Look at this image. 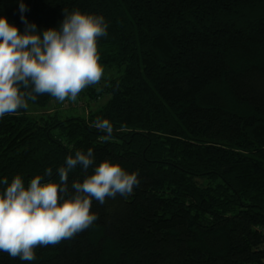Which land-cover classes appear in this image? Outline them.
Segmentation results:
<instances>
[{"label":"trees","instance_id":"16d2710c","mask_svg":"<svg viewBox=\"0 0 264 264\" xmlns=\"http://www.w3.org/2000/svg\"><path fill=\"white\" fill-rule=\"evenodd\" d=\"M24 2L38 30L58 27L64 10L106 18L105 77L85 89L102 103L61 117L42 94L6 114L0 179L27 185L91 147L141 183L94 203L91 228L38 247L35 261L0 252V264H264V0ZM0 15L23 31L17 0H0ZM97 118L113 124L111 141L90 127Z\"/></svg>","mask_w":264,"mask_h":264},{"label":"clouds","instance_id":"9594fccd","mask_svg":"<svg viewBox=\"0 0 264 264\" xmlns=\"http://www.w3.org/2000/svg\"><path fill=\"white\" fill-rule=\"evenodd\" d=\"M23 31L0 15V119L28 110L37 96L48 94L59 102L77 101L89 86L105 77L98 47L108 34L103 15L64 10L58 27L38 30L25 15L24 0H17ZM100 91V89H97ZM113 139L109 119L90 124ZM83 180L70 177L77 170ZM55 173V178L54 177ZM138 171L129 172L111 158L97 163L93 148L69 154L64 165L48 167L29 179L15 175L0 179V252L21 262H33L38 247L56 246L91 228L99 215L93 204L122 196L129 198L140 186Z\"/></svg>","mask_w":264,"mask_h":264},{"label":"rangeland","instance_id":"374dc122","mask_svg":"<svg viewBox=\"0 0 264 264\" xmlns=\"http://www.w3.org/2000/svg\"><path fill=\"white\" fill-rule=\"evenodd\" d=\"M85 89L79 94L77 101L72 102L69 100H65L64 102H59L55 98L51 101L50 107L47 109L48 112L58 111L60 110L61 117H72V116H83L85 113L83 110L89 109V105L92 106V108L97 107L102 101L97 105L95 102L91 101L88 98V96L85 94ZM106 102L104 100L103 104ZM89 104V105H88ZM32 107V106H31ZM32 110V114H43L45 111H35ZM46 111V112H47Z\"/></svg>","mask_w":264,"mask_h":264}]
</instances>
